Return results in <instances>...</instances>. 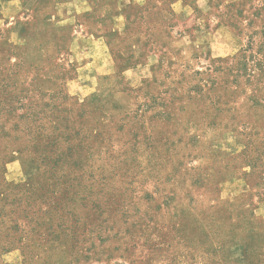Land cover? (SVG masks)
<instances>
[{"label":"rangeland","instance_id":"obj_1","mask_svg":"<svg viewBox=\"0 0 264 264\" xmlns=\"http://www.w3.org/2000/svg\"><path fill=\"white\" fill-rule=\"evenodd\" d=\"M0 264H264V0H0Z\"/></svg>","mask_w":264,"mask_h":264},{"label":"trees","instance_id":"obj_2","mask_svg":"<svg viewBox=\"0 0 264 264\" xmlns=\"http://www.w3.org/2000/svg\"><path fill=\"white\" fill-rule=\"evenodd\" d=\"M251 216H252L253 220L256 219V218L254 217L255 215H254L253 213H251ZM202 227H203V230H204L205 234H206L207 236L210 237L209 246H210L211 251H212V252H217L218 247H217L216 243H218L219 241H214V240H213V236H212V234H211V232H210V231H211V228H207V227L205 226V224L202 225ZM219 240H220V239H219ZM224 245H225V244H224ZM218 246H219V245H218Z\"/></svg>","mask_w":264,"mask_h":264}]
</instances>
